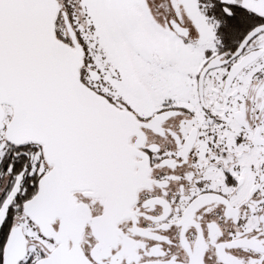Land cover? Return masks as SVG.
Masks as SVG:
<instances>
[{"label": "snow or ice", "instance_id": "snow-or-ice-1", "mask_svg": "<svg viewBox=\"0 0 264 264\" xmlns=\"http://www.w3.org/2000/svg\"><path fill=\"white\" fill-rule=\"evenodd\" d=\"M0 264H264V0H0Z\"/></svg>", "mask_w": 264, "mask_h": 264}]
</instances>
